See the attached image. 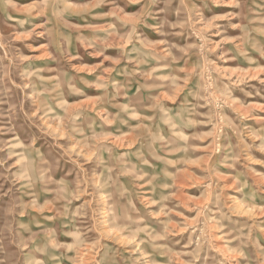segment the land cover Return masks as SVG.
<instances>
[{
	"label": "rangeland",
	"instance_id": "rangeland-1",
	"mask_svg": "<svg viewBox=\"0 0 264 264\" xmlns=\"http://www.w3.org/2000/svg\"><path fill=\"white\" fill-rule=\"evenodd\" d=\"M0 264H264V0H0Z\"/></svg>",
	"mask_w": 264,
	"mask_h": 264
}]
</instances>
